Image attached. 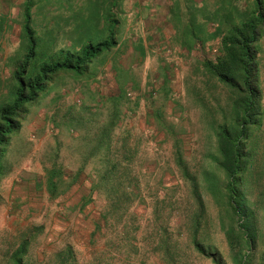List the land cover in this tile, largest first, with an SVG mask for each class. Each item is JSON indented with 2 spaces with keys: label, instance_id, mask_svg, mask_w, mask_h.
Wrapping results in <instances>:
<instances>
[{
  "label": "rangeland",
  "instance_id": "374dc122",
  "mask_svg": "<svg viewBox=\"0 0 264 264\" xmlns=\"http://www.w3.org/2000/svg\"><path fill=\"white\" fill-rule=\"evenodd\" d=\"M26 1L0 0V107L24 43ZM234 3L248 7L247 0H32L31 27L46 60L104 40L108 17L116 44L84 75L58 73L14 116L19 128L1 157L0 264L27 238L25 264H58L68 249L74 264H264V159L256 156L247 190L257 243L242 259L233 257L222 228L230 217L205 180L216 147L211 117L231 106L202 62L217 54ZM258 48L264 143V33ZM108 142L132 162L130 184L112 192L136 194L122 215L104 191L110 184L94 190ZM54 167L69 178L56 196L46 181Z\"/></svg>",
  "mask_w": 264,
  "mask_h": 264
},
{
  "label": "trees",
  "instance_id": "16d2710c",
  "mask_svg": "<svg viewBox=\"0 0 264 264\" xmlns=\"http://www.w3.org/2000/svg\"><path fill=\"white\" fill-rule=\"evenodd\" d=\"M247 1L249 5L247 4L248 7L243 10L237 3L233 4V9L227 13L230 18H234L231 20L230 28L222 27L221 34L216 35L220 38L217 54L214 59L206 58L202 62L209 75L229 93L227 101L229 100L231 109H223L220 105L219 117L215 114L211 117L210 125L216 136V147L209 155L213 164L211 171L213 174L206 172L205 180L209 182V190L217 199V203L230 217L229 222L222 221V228L229 246L234 251V259L238 257L242 259L241 255L245 257L242 251L247 249L250 256V251L257 243L252 227L258 215L249 205L247 190L249 184L256 178L254 177L258 168L256 156L264 159V143L258 133L263 123L258 44L264 33V0ZM24 7V43L18 48L16 55L12 56L17 59L11 70L12 87L8 93V101L0 107V175L4 173L1 157L10 143V133L19 128L14 116L23 104L36 99L48 84L54 82L55 76L60 72L84 75L92 59L102 52L109 51L116 44L113 24L115 19L108 17L109 34L104 40L87 41L76 54L64 52L62 60H46L49 55L37 47L31 27L32 0H27ZM11 81L8 83L10 86ZM2 85L3 81L0 78V89ZM106 149L110 152L105 159V171L95 179L94 190L100 192L105 189L103 185L110 184V189L104 191L115 200L117 209L122 210V215L127 206L120 207L121 204L129 198L133 200L136 194L125 193L122 198L120 196L117 198L112 192L130 184L129 169L132 162L126 157H118L117 153L111 150L109 142ZM215 171L222 172L223 177L214 176ZM47 173V188L52 195L56 196L67 189L66 184L65 189L58 191V188H63L69 180L62 170L54 167ZM186 179L192 181L195 186L194 176L188 171ZM84 203H88V199H85ZM194 235L196 236L195 233ZM29 239L20 242L19 247L11 253L9 264H25ZM193 241L196 248L202 251L203 248L196 238ZM58 264H74L69 249L59 254Z\"/></svg>",
  "mask_w": 264,
  "mask_h": 264
}]
</instances>
